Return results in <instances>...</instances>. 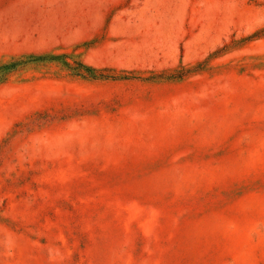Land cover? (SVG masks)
<instances>
[{"label": "rangeland", "instance_id": "374dc122", "mask_svg": "<svg viewBox=\"0 0 264 264\" xmlns=\"http://www.w3.org/2000/svg\"><path fill=\"white\" fill-rule=\"evenodd\" d=\"M17 59L0 264H264V0H0Z\"/></svg>", "mask_w": 264, "mask_h": 264}, {"label": "trees", "instance_id": "16d2710c", "mask_svg": "<svg viewBox=\"0 0 264 264\" xmlns=\"http://www.w3.org/2000/svg\"><path fill=\"white\" fill-rule=\"evenodd\" d=\"M64 58H66L65 56H63ZM29 58V57H27ZM26 59V58H24ZM13 60L11 62L8 63H0V82L3 81L5 79V76L13 71H15L18 68L24 67L28 64H30V62H34V61H27V60ZM37 60V61H36ZM35 62H50V60H52L51 58H43L40 57L38 59H36ZM63 66L72 72V74H74L75 76H79V77H89L91 79H103V78H107L105 75L102 74V72L104 70H96L94 68L88 67L84 64H82L81 62H74V66H71L69 63L65 62L63 64Z\"/></svg>", "mask_w": 264, "mask_h": 264}]
</instances>
